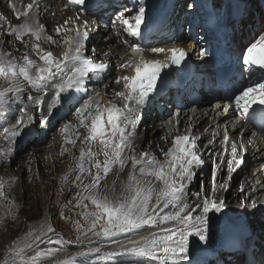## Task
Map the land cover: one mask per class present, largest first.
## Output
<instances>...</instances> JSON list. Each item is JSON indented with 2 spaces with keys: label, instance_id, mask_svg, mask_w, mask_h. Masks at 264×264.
Segmentation results:
<instances>
[{
  "label": "snow or ice",
  "instance_id": "1",
  "mask_svg": "<svg viewBox=\"0 0 264 264\" xmlns=\"http://www.w3.org/2000/svg\"><path fill=\"white\" fill-rule=\"evenodd\" d=\"M36 4L37 0H33L27 5V10L15 13L17 19L22 16L24 20L11 26L8 35L14 36L21 43H25L24 38L29 37L25 46L30 47L38 60L25 54L23 63H17L8 59L10 54L0 52V80L8 85L0 90V104L6 105L10 99L13 102L20 101V93L24 89L18 77H22L37 93L47 95L49 88L55 89V96L60 100L62 93L71 89L78 90L85 80H101L102 74L108 69L106 63H97L84 54V42L89 38L87 21L80 22L79 15L69 17L64 25L55 28L56 35L60 37L57 40L47 33L44 24L30 16L29 10ZM68 4L83 6L85 0H68ZM144 20L145 8L140 6L131 19L122 18L121 25L129 36L138 37ZM81 27L85 30L81 31ZM45 43L63 46L64 51L57 57L51 50L42 47ZM136 51L142 52L138 46ZM152 51L169 53L171 63L176 65L186 56L182 48H154ZM242 61L249 69L256 67L264 72V36L246 48L242 53ZM167 66L163 61L146 59L143 55L126 61L120 67L130 68L134 74L117 77L115 83L122 84V90L114 94L123 102V107L111 100L107 104L102 103L101 94L97 92L94 96L89 95L76 108L78 123L73 125L69 122L60 130L65 145L74 147L78 140L82 145H87L81 147L79 156H73L74 164L69 171L76 173L74 183L80 187L76 194V206L86 210L83 215L90 223L89 230L98 238H112L122 233L138 234V230L145 226L158 230L140 235L139 239H129L116 250L103 252L98 256L103 264H115L116 257L127 254L149 257L158 264H180L187 261L190 237L195 236L199 241L207 242L208 213L219 212L224 207L223 200L217 201L201 193L195 194L198 200H202L201 203L190 205L187 202L188 184L195 179L196 170L202 169L204 165L196 137L186 134L173 136L171 146L166 152L162 150L163 160L154 153H137L132 147L131 137L135 134L140 109L155 90L162 69ZM9 93H13V97L10 98ZM28 100L37 105L41 103L40 96L28 95ZM233 103L245 118L255 111V105L264 109V75L241 89L234 96ZM19 111L15 123L3 128L6 140L20 135V128L32 120L26 107ZM79 128H83L85 133H80ZM70 130L74 136L69 134ZM229 142L230 137L225 133V145ZM67 151L69 149L62 146L61 155ZM230 151L231 159L227 160V164L231 172L235 170L233 164L239 167L243 158H238L235 142H231ZM225 153H228V147H225ZM129 163L131 168L125 180H119L117 175L110 185L103 183L114 169L118 173L123 172ZM212 175L215 191V168ZM67 178L66 175L64 179ZM14 179L5 181L0 178V199H8L4 191L5 184H11ZM84 179L89 182L85 184ZM220 187L226 188V184ZM198 210L200 214L194 215ZM54 231L50 224H44L39 231L28 232L23 242L14 241L9 246L0 264H41L45 253L39 250L38 242H42L44 236ZM29 250L34 254L28 255ZM92 251L100 253L99 248ZM71 259L69 257L68 261L61 264H69Z\"/></svg>",
  "mask_w": 264,
  "mask_h": 264
},
{
  "label": "bare ground",
  "instance_id": "2",
  "mask_svg": "<svg viewBox=\"0 0 264 264\" xmlns=\"http://www.w3.org/2000/svg\"><path fill=\"white\" fill-rule=\"evenodd\" d=\"M157 1L158 0H126V1L101 0V2L97 3L98 7L96 9H93L92 14L94 15L91 16V13L88 14L87 12L89 6L86 3L85 5L81 6V5H69L68 0H37V4L34 5V7L29 11L32 19L40 24H44L47 33L49 35H52L54 39L57 40H60V37L56 35L55 28L57 26L64 25V21L69 17L75 18L77 15H79L80 22L87 21L88 24L87 31L89 32V38L87 41L84 42L85 56H87L88 58L92 59L97 63L102 61L108 65V69L102 74L101 80L88 79L85 80L84 84L80 87L83 88L86 86L87 88L85 89L89 91H87L86 93L85 92L77 93V96L75 94L69 95L66 97L67 99L71 100L74 97H80V98H85L86 100L89 95L94 96L97 92H99L102 97V103L107 104V102L111 100L117 103L119 106L123 107V102L114 95L116 91L122 90V84H116L115 80L119 76L133 75L134 72L132 71V69L130 68L122 69L120 65L128 60L138 59L140 55H143L146 59L163 61L168 65L167 67H164L162 69L160 73V77L165 73L168 74V76H170L171 80H174L175 78L179 77L176 83H173L168 86L166 80L159 83V85L156 84L155 90L152 93H150L149 98L146 102V104L150 103L148 107V111L146 112V116L142 120V122L138 126H136L135 134L131 137L132 147L135 149L137 153L139 152L154 153L159 159L163 160L164 156L162 150L166 152L167 149L171 146V136L169 135L171 133L165 130L160 124V122H164L165 115L169 114L167 109L170 108L171 104L179 105L181 103L184 106V110H187V112L183 111L181 113L183 114L182 117L183 123L186 122L187 119L189 118H191L193 122L206 121V117L204 113H208V116H211L212 114L213 115L220 113L224 114V110L222 111V109L216 108L213 111L211 108L212 106H209L207 108L204 107L203 109H199V111H189L188 108L186 107L190 97L204 96L206 93H208L210 90L213 89V86H210L209 77L200 74H194L187 79H183L181 77L180 71L178 70L173 71V69H171L172 65H176V64L171 63L169 58L170 57L169 53L167 52L154 53L152 49L164 48L167 50L171 48H182L185 50L186 56L181 62L183 61L188 62L187 53L189 50H192V53H196L197 43L187 38L188 36L185 33V27L183 28V23H185L187 19L191 20V22H194V18L197 15L198 11L194 9L195 5L191 3L192 0L188 3V8H189L188 12H186L187 6H185L183 2L186 1L187 3L189 0H160L161 3H158ZM32 2L33 0H0V52L12 54L14 49H16L17 43H21L20 41L16 40L14 36L8 35V32L10 31L11 26L18 25L22 23L24 20L22 16L20 17V19H17L15 13L23 12L27 10V5ZM243 2L245 6L244 15L242 19H240V22L236 24V29L233 32V36H234L233 42L237 50L242 47L243 40H246L247 39L246 37L250 36L251 32H255L253 30V25L255 21L254 22L251 21V18H254V15H252L251 17L249 16L251 9L252 10L256 9L255 11L258 20V25L256 26V28L259 29L264 25V12H261L260 7H257V0H253V1L243 0ZM156 3L159 7L157 9L155 8ZM162 3L164 4V6L166 5V9L163 8ZM121 4L126 5V7H124L122 10L117 12L114 16H112V14L104 16V14L108 13L109 11L117 10L119 8V5ZM189 5L192 7H189ZM140 6H143L145 8V20L141 26V29H144V27L147 25L146 20L150 15L152 16L157 15L159 17L158 21L155 23L154 26H152V29L149 31L151 33L152 30H154L157 31V33L151 35V37L148 39V42L145 44H140L138 43L137 40H141L143 36L146 34V31H143L138 37H133V36H129L124 31L123 26L121 25V19L122 18L131 19V17L136 14ZM170 6L172 8L171 12L168 11V8ZM189 15L191 19L189 18ZM111 16L113 22H111L110 25L107 26L105 24V21H107ZM244 21H247V23L243 24ZM161 22L162 23L164 22V24L161 25ZM248 24L251 25V27L246 29L245 25ZM241 25H243L242 29H240ZM189 26L191 27V24H189ZM192 27L193 29L188 34L190 36L199 33L196 24H192ZM80 30L84 31L85 29L81 27ZM179 30H182V33H179L178 32ZM101 35L104 36L101 38ZM24 39L26 41L25 42L26 45V43L29 41V37H25ZM125 41H127V43H125ZM132 46L134 47L138 46L142 50V52L138 53L139 54L138 57L135 54L131 55L129 53L128 50ZM25 47L30 48L27 46ZM42 47H44L46 50H51L54 53V55L57 57H59L61 53L64 51L63 46H57L56 44L45 43L42 44ZM102 53H107L108 55H103ZM199 55L200 54L196 56L198 57ZM12 57L13 56H11L9 59L12 60ZM114 63H115V68H117L118 70V73L116 74V77L112 78L111 80H107L105 83L104 81L106 80V78L109 77L111 71L115 69ZM190 66L196 67L197 65L192 60V62H190ZM102 82H104L103 86L98 89L97 86L99 87V84H101ZM163 91H167V92L164 93ZM83 102L84 101H82V103ZM235 111H236L235 105H232V108L227 113L225 119L221 121H217L216 123H214V125L221 123L223 121H227V125L232 126L233 123L232 115L235 113ZM71 121L73 122V125H76L78 123L77 119L72 118ZM147 122L149 123L148 125ZM211 122H212L211 120H207L206 124H209ZM211 126H213V124ZM150 129H152V131L155 132L154 133L155 137L151 135L152 131H150ZM244 131L245 129H242L243 132L242 141L245 144L248 155V160L246 162V167H245V175L248 174V176H250L251 172L257 171L258 178L262 179L260 171H261V164L264 162V135L263 134L248 135L247 130L245 132ZM73 136H74V132H73ZM147 140L149 142L145 147V142H147ZM81 147H87V145L81 144ZM78 151L77 152L74 151L75 156H79L80 150ZM215 151L216 149L209 151L206 150L204 152L205 156L203 157V160L208 161V159L214 154ZM61 156L58 154L56 150V155H55L56 164H57L56 177L58 180V184L62 186L65 182H67L68 179H71L73 181L71 183L73 188L70 192H78L80 190V187L76 183H74L76 173H70L69 171L70 168L73 166L74 161L72 159V161L69 162L67 157H63V156L61 157ZM63 159L66 160L67 165L65 166V168L59 169L60 161ZM130 168H131V164L129 163L123 172L118 173V170L114 169L113 172H111L108 175V177L103 181V183L110 185L113 179L117 178V175H119V180H125L127 178V174ZM93 171H95V169H93ZM199 172L203 175L202 176L203 177L202 184H204L203 191L201 190V186H199L198 177H195V179L188 184V188H187V202L190 205H194L202 202V200L197 199L195 194L201 193V195L204 196L203 192L205 191V188H207L206 195L207 196L209 195L210 184L209 183L207 184L208 182V179L206 178L207 169H200ZM66 175L68 177L67 180L64 179ZM258 178L256 174L254 177L251 178L250 182H248L246 185L243 184L244 194H242L241 192L237 193L238 187H236L235 184H234V186L236 187V188L234 187L235 189L231 187L228 188L227 190H224L222 187H220V185H222V183L223 184L227 183L228 178H226L223 181L222 179H218L217 183H215V185H218V187L215 188V191L212 192V199L220 201L221 197L224 195L225 196L224 207L219 212L212 211L208 213L207 242H201L199 241L198 237L195 236L190 237L188 260L182 261L180 262V264H220L219 261H222L223 264H264V205H260L258 208L252 211L251 203L249 201H244V205L242 208H244L243 211H245L246 214L248 213L250 215L247 217V220L250 222V224L248 225L249 227L247 230L241 232L237 236L235 235L237 234L236 229L231 226L233 224V219L235 218H228V215H226L229 212L232 213L235 211H242L240 208L241 197H243L248 190L251 192L253 186L250 185V183H252L255 179ZM119 180H117V191H119ZM84 181H87V183L89 182L88 179H84ZM238 183L241 182L238 181ZM247 185H250L248 189L246 187ZM256 196L257 195L254 194L251 195L252 198H255ZM14 199L18 200L17 197H15ZM259 199L260 197L257 196L255 198V201L258 202ZM85 203L88 202L85 201ZM24 207H27L26 203L20 201V211L24 210ZM91 207L92 206L89 204V208ZM0 208L1 210H3L2 204L0 205ZM26 210L29 211L30 207L29 208L27 207ZM75 211L78 213H84V211L86 210L81 206V207H77ZM198 213L199 210L196 213H194V215ZM217 215H221L220 217L221 220L224 221L222 222L224 225H220L219 223L216 226V223L213 220H215V217ZM72 222L79 225L90 226L89 221L84 216H80V215L79 217L72 220ZM12 223L14 225L13 227H16L17 225H23L24 228L28 227L27 230L30 229L29 227L35 225V223L27 216H25V218L22 219L21 222L15 217V214L11 213L6 218V215L1 213L0 239L1 238L6 239L7 237L11 236V234H8L6 227L8 225H11ZM217 230L218 233H216ZM149 232H158V230L156 228H149L136 235L121 240L119 241L120 242L119 244L116 243L114 245L113 250L118 249L121 244H126L129 239H139L140 235H147ZM221 237H223L224 240H226V238L227 239L232 237L234 238L227 243L229 244V248L225 249V251L220 252L218 251L219 245H217V242L221 241ZM7 243L8 240L5 241L2 250L3 249L6 250ZM196 244L199 245L201 244L203 247H206L207 249H209V252L207 251V249H202V247L196 246ZM193 247H195V249ZM66 256H68L67 253L66 255L61 256L60 259L57 261H68V257ZM86 256L87 257L97 256V254H95V252L93 253L89 252L86 254ZM204 258L210 259L211 261L207 263L206 261L207 259L203 261ZM80 259H81L80 257H75L74 259L70 260L71 262L69 264L71 263L77 264L80 262ZM118 259L119 260L133 259L130 261H125L126 263L129 262L131 264H140L141 262H144L146 264H158L157 261H154L149 257L132 255V254L118 256ZM134 261L136 262L133 263Z\"/></svg>",
  "mask_w": 264,
  "mask_h": 264
},
{
  "label": "rangeland",
  "instance_id": "3",
  "mask_svg": "<svg viewBox=\"0 0 264 264\" xmlns=\"http://www.w3.org/2000/svg\"><path fill=\"white\" fill-rule=\"evenodd\" d=\"M189 2L190 1L186 3V1H184L183 4L188 7ZM157 8L159 7L157 6L156 9ZM111 22L112 19L107 25H110ZM185 24L187 23L183 24V28L184 26H188ZM185 31L187 32L186 28ZM103 36L104 35H101V38ZM17 45L13 53L10 54V56L8 55V59L13 56L12 61L23 63L22 58L25 54L30 55L33 59L37 58L30 48L25 47V43H17ZM117 73V68L113 69L104 82L106 83L107 80L116 77ZM17 79L24 89V91L20 93V101L13 102V100L10 99L6 105L0 104V178H3L5 181L15 178L11 184H5L4 191L8 199H0V205H3V210L0 208V214H5L6 218L11 213L15 214V217L21 222L22 219L27 216L35 223V225L29 227V230H27L28 227L24 228L23 225L13 227V223L6 227L8 234H11V236L6 239H0V261L5 259L8 248L14 241L23 242L29 231H34L36 229V231H39L41 225L50 224L55 231L44 236L42 242H38L39 250L45 253V256L41 260V264H61V262L64 261L57 260H59L61 256L66 255V253L68 254V256H66L68 258L71 257L74 259L75 257H80L81 259L79 263L81 264H103V262L98 259V256L105 251H113V244H116L114 241L129 238L137 233H122L117 234V236L112 238H98L93 234V231L89 230V225L73 223L72 220L79 217V215L84 216L83 213L75 211L77 209L76 205L78 197L76 195L77 192H70L73 188L71 184L73 181L68 179L67 182L61 186L58 184L56 177V150L61 156L62 146L67 147L68 149L70 148L69 151L65 152L62 156L67 157L68 161L71 162L74 153L81 149V143L79 140L74 147L72 145H65L64 136L61 134L60 130L63 125L69 122L73 124L71 119H76V108L81 106L82 101H84L85 98L74 97L70 100L66 97L74 94L77 96V93H86L89 90L85 89L87 88L86 86L79 88L78 90L71 89L62 93V99L57 100L55 89L50 88L47 95L37 93L23 81L22 77H18ZM104 82L99 84V87L97 86V88L99 89L102 87ZM7 86L8 85L5 81L0 80L1 90ZM13 95V93H9L10 98L13 97ZM28 95H32L33 97L40 96L41 103L37 105L33 101L28 100ZM23 107L27 108L32 120L23 128H20V135L11 140H6V134L3 132V128L9 127L11 124L15 123V119L20 115L19 109ZM148 124L149 123L147 122V125ZM79 129L78 131L80 133H85L83 128ZM150 131H152V129H150ZM154 133V131L151 133L153 137H155ZM69 134L73 135V131L70 130ZM148 142V140L145 142V147ZM66 165V160H61L59 169L65 168ZM198 179L199 186H201L203 179L202 175ZM84 183L86 184L87 181H84ZM206 193L207 188H205L203 194L206 195ZM15 197H17L18 200H15ZM20 201L26 203V206L28 208L30 207V210L28 211L26 210L27 207H24V210L20 211ZM198 214H200V212ZM226 215H228V218H235L233 219L232 227L236 224L239 218L244 219L245 224H247V217L250 216L248 213L238 214L233 212H229ZM220 216L221 215H217L213 221H215L216 224L220 223V225H224L222 223L224 221L221 220ZM149 228L150 227L145 226L138 230V233ZM216 233H218V230ZM234 237L226 238V240L221 237V240L223 241L217 242V245H219L218 251H222V245L231 241ZM7 240L8 243L6 245V250H2L3 245ZM196 246L202 247V249H207L201 244H196ZM195 247L193 248L195 249ZM97 248L100 249V253H95L97 256H86L87 253H93L92 250ZM207 251L209 252V249H207ZM27 254L33 255L34 252L29 250ZM130 260L133 259L119 260L118 257H116L115 264H131L125 262ZM210 261L211 260L207 261V263ZM135 262L136 261L133 263ZM140 264L146 263L141 262Z\"/></svg>",
  "mask_w": 264,
  "mask_h": 264
}]
</instances>
